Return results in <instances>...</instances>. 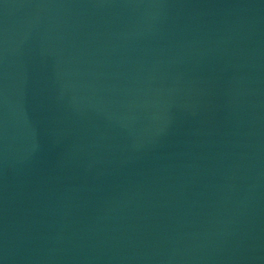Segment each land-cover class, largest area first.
<instances>
[{
    "label": "water",
    "instance_id": "1",
    "mask_svg": "<svg viewBox=\"0 0 264 264\" xmlns=\"http://www.w3.org/2000/svg\"><path fill=\"white\" fill-rule=\"evenodd\" d=\"M0 264H264V0H0Z\"/></svg>",
    "mask_w": 264,
    "mask_h": 264
}]
</instances>
